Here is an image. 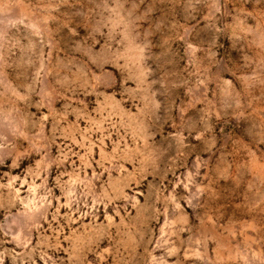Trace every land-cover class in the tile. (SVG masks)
I'll list each match as a JSON object with an SVG mask.
<instances>
[{"label":"rangeland","instance_id":"1","mask_svg":"<svg viewBox=\"0 0 264 264\" xmlns=\"http://www.w3.org/2000/svg\"><path fill=\"white\" fill-rule=\"evenodd\" d=\"M0 264H264V0H0Z\"/></svg>","mask_w":264,"mask_h":264}]
</instances>
